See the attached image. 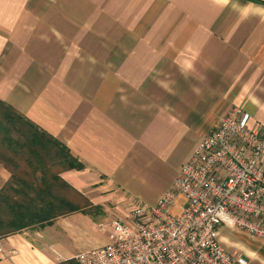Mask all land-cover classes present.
<instances>
[{"label":"crops","instance_id":"1","mask_svg":"<svg viewBox=\"0 0 264 264\" xmlns=\"http://www.w3.org/2000/svg\"><path fill=\"white\" fill-rule=\"evenodd\" d=\"M0 100L68 149L81 167L58 176L101 212L1 236L0 264L73 258L154 205L228 108L264 136V0H0ZM10 177L0 163V190ZM219 241L264 264V238L220 226Z\"/></svg>","mask_w":264,"mask_h":264},{"label":"built area","instance_id":"2","mask_svg":"<svg viewBox=\"0 0 264 264\" xmlns=\"http://www.w3.org/2000/svg\"><path fill=\"white\" fill-rule=\"evenodd\" d=\"M248 119L241 106L223 112L171 188L112 215L100 226L108 242L79 251L78 264H248L219 241L220 226L264 238V136Z\"/></svg>","mask_w":264,"mask_h":264},{"label":"trees","instance_id":"3","mask_svg":"<svg viewBox=\"0 0 264 264\" xmlns=\"http://www.w3.org/2000/svg\"><path fill=\"white\" fill-rule=\"evenodd\" d=\"M0 163L11 173L0 190V237L75 210L100 215L58 176L81 167L68 149L1 100ZM55 264L78 262L73 257Z\"/></svg>","mask_w":264,"mask_h":264},{"label":"rangeland","instance_id":"4","mask_svg":"<svg viewBox=\"0 0 264 264\" xmlns=\"http://www.w3.org/2000/svg\"><path fill=\"white\" fill-rule=\"evenodd\" d=\"M105 221H107V220H105ZM91 233L93 234V236H95V237H103V236H108V234H107V230L106 229H103V230H101V231H99V230H97V228L95 229V228H93L92 230H91Z\"/></svg>","mask_w":264,"mask_h":264}]
</instances>
